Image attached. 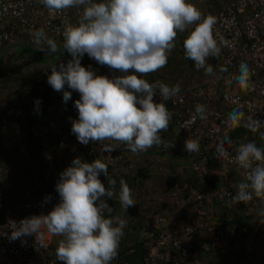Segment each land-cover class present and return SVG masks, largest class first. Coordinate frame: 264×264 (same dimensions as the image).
I'll list each match as a JSON object with an SVG mask.
<instances>
[{
	"label": "clouds",
	"instance_id": "clouds-1",
	"mask_svg": "<svg viewBox=\"0 0 264 264\" xmlns=\"http://www.w3.org/2000/svg\"><path fill=\"white\" fill-rule=\"evenodd\" d=\"M39 2L45 8L57 12L68 8H82L78 24H70L63 31V48L71 58L62 56L66 59L60 61V57L59 65L57 63L49 66L51 74L47 76V83L55 91L63 93V97L58 99L57 103L62 99L65 103L72 98L78 99L74 103L78 110V119L72 120L71 128L78 142L84 145L90 141L101 142L102 151L105 152L114 151L117 147L103 144L104 141L123 143V148L131 152L143 177L146 173L154 175L159 173L160 168H157L153 163L145 165L146 172H144L137 160L138 158L142 159L151 147L161 145L160 133L168 130L171 119V113L164 101L176 96L181 88L178 84H173L174 86L170 87L160 81L149 83L147 80L162 77L174 82L179 77L185 78L182 75L172 76L173 79H169L159 72L150 78V73L167 65L168 57L175 48L174 41L178 32H184L193 25V30L190 33L186 32L187 37L180 35L184 39L183 47L180 46V48L184 49L185 58L195 62L196 69H203L201 78L204 74L212 75L213 68L208 65V62L206 63L207 58L219 56L221 51L213 37L216 18L211 15L203 16L195 5L188 3L187 0H39ZM33 42L40 51L46 50L53 53L58 51L57 43L46 35L43 28L33 33ZM85 54L106 67L99 66L95 72L90 66L88 68L82 66L81 59ZM107 67L119 70L124 75L112 79L98 75L101 69ZM129 70L132 74H129ZM137 74L140 76L138 77ZM144 75L147 80L141 78ZM251 75L249 66L241 63L239 75L235 77L241 89L251 90ZM43 78L46 76L44 75L38 80L41 81ZM65 85H67L66 90ZM157 90L162 98L159 103L154 102ZM73 91L76 93L73 94ZM39 102V100L36 101V103ZM206 111L204 105L195 106V112L200 119L207 118ZM28 114L32 116L33 112L29 111ZM192 119L194 121L196 116H193ZM243 119L244 113L239 109H233L228 114L227 126L238 127ZM23 120L31 121L28 118H22L20 121ZM38 120H45L50 124L45 118L40 117ZM243 126L255 133L264 126V122L248 117ZM177 132L178 135L184 134ZM11 136V146L6 148L0 146V153H5L6 149L15 148L18 144L15 130L11 131ZM261 137L264 138V133H261ZM225 143H230V140L226 138L217 145V159L228 157L229 153L225 148ZM210 148H212L210 155L213 156L214 147ZM83 149L81 147L78 150L72 165L60 174L55 185L60 198L59 202L46 215H34L19 223L10 222L11 235L9 239L17 240L34 235L36 243L42 242L43 233L47 231L63 237L56 248V258L64 264H114L115 261L122 260L114 259L118 255L126 220L120 216H111L113 209L102 198H111L115 195L116 181H108L113 190L106 188L99 176L101 173L108 176V165L99 158L92 163L82 161ZM166 150L167 147H160L161 152ZM185 150L188 153L198 152V141L187 139ZM235 162L241 169L248 170L246 172L247 182L238 183L235 195L226 202L227 206L231 207L241 202L247 203L253 200V197L264 198V148L258 147L255 141L242 143L236 149ZM189 163L186 170H183V164L178 172L196 173L201 177L200 180L203 183V176L194 171ZM20 164L23 165L18 163L14 167L16 168ZM217 172L218 164L214 161L206 175L205 183L211 181L210 184H214ZM210 176L211 180H209ZM119 183L120 192L117 202L120 203L123 211L127 212L129 208L140 212L141 220L144 222V218L151 215L148 209H152L153 204L154 210H159V212L164 210L165 215L173 217L167 208H157L160 196L159 198L153 196L154 191H151L148 183L141 188L137 185V191H131L124 179H121ZM185 186L188 187V193L185 191L183 199H189L191 204L195 194L199 191L192 184L184 185L182 183V188ZM177 187L172 192V194L175 192L176 201L178 199ZM149 192L151 196L148 194ZM139 193L142 194L143 201L146 203L145 208L138 206L136 198ZM162 197H166V195ZM45 199L49 200L50 197ZM258 201L255 204L251 201L243 206L264 209L263 201ZM173 207L178 209L175 214L178 215L181 209L178 208L177 202ZM212 208L220 213L219 208ZM105 211L109 213L107 218L104 215ZM258 215L262 219L257 218V222L260 220L261 223H264V210H261ZM178 217L175 216L177 219ZM254 220H256L255 215L252 220L253 224H255ZM243 227L242 230L246 232L247 240L252 233L251 226ZM142 233L143 231L139 234V240H142ZM142 241L148 242L147 239ZM212 241L199 254L207 264H211L208 260L212 259V254L217 253L209 252L213 249L211 248ZM226 244V242L219 243L220 250ZM226 249L224 248V250ZM246 250L247 242L245 243V252ZM217 264L231 263L223 260Z\"/></svg>",
	"mask_w": 264,
	"mask_h": 264
},
{
	"label": "built area",
	"instance_id": "built-area-1",
	"mask_svg": "<svg viewBox=\"0 0 264 264\" xmlns=\"http://www.w3.org/2000/svg\"><path fill=\"white\" fill-rule=\"evenodd\" d=\"M220 1L223 2L222 8L212 16L216 18L213 37L221 51L219 56L209 57L206 61L213 68L212 75L204 74L190 82L182 77L174 82L162 77L151 80H147L146 75L141 77L149 83L160 81L170 87L180 86L181 91L164 103L171 113L169 123L176 131L183 132L186 139L199 143V151L189 153V165L203 176V183L213 162L218 164L217 177L209 196L199 192L193 196L191 204L189 199H177L178 208L185 212V219L169 217L164 210L144 218L141 238L148 240L149 252L143 264H207L199 254L213 239L220 237L223 221L220 213L210 205L232 198L238 183L247 182L248 170L241 169L235 162L236 149L250 141H255L261 148L260 136L264 133V126L254 133L243 125L248 117L264 122V0ZM72 12V8L59 12L49 10L39 0H0V50L24 40H28L33 49H39L33 42V33L41 28L49 38L60 42L65 28L74 25ZM65 59L61 57L60 61ZM241 63L247 64L251 70V90L241 89L235 79ZM129 74H132L131 70ZM98 75L112 79L124 73L107 67ZM6 76L9 80L16 77L11 70ZM76 100L67 101L68 107L60 124H48L45 120L17 123L14 130L18 144L0 153V181L15 164L22 163L24 167L22 173H15L12 179L5 180L16 199L12 200L11 206L0 209V264H64L56 258V248L63 237L44 231L42 242L36 243L34 235L10 240L9 224L34 215H46L52 210L60 199L55 188L60 174L72 165L81 147L84 148L82 161L92 163L99 158L108 165V176L103 173L99 176L106 188L113 190L108 181H116L115 195L102 198L107 203L119 201L121 179L127 182L131 191L138 190L143 173L131 152L123 148V143L104 141L103 144L117 147L114 151L105 152L101 142L90 141L87 145L78 142L71 131L72 120L78 119V110L74 106ZM161 100L157 90L154 102ZM198 104L206 107V119H200L196 114L195 106ZM233 109L242 111L244 119L240 126L230 128L227 117ZM193 116H196L194 121ZM226 138L230 140V143H225L229 155L217 159V145ZM212 146L213 156L210 155ZM5 157L11 159L7 162ZM182 190L188 193L187 186L177 188V192ZM46 197L50 199L46 200ZM258 200L264 203V198L253 197L251 201L255 204ZM251 201L241 202L239 206ZM243 229L246 230L245 227ZM261 244L251 233L245 255L238 264H264V246ZM114 264L130 263L122 259Z\"/></svg>",
	"mask_w": 264,
	"mask_h": 264
},
{
	"label": "trees",
	"instance_id": "trees-1",
	"mask_svg": "<svg viewBox=\"0 0 264 264\" xmlns=\"http://www.w3.org/2000/svg\"><path fill=\"white\" fill-rule=\"evenodd\" d=\"M222 5H223L222 1L215 0V7H214V9H216L215 11L222 8ZM214 9L207 11V13H205L204 16H208V15L212 16L215 13V11H213ZM178 33L181 35V37L186 36V32H178ZM63 43H64V39L62 38V40H60L59 42V46H58L59 49L55 53L46 51V53L49 55L46 57V59L48 60L54 59L52 61L54 64H56L60 57L70 56V54H68L67 51L64 50ZM37 55L41 59L42 57L41 53L38 52ZM4 57H5V54L0 55V82L3 81L4 83H7L5 80L6 72L4 73L3 68L1 67L2 62L4 61L3 60ZM87 57H88L87 54L83 56V58H87ZM189 60L191 64L192 63L194 64L193 60L191 59ZM81 63H82V66L86 68H88L89 66L93 68V65H92L93 62L92 64H89V61L87 59H85L84 62H81ZM192 70L195 71L194 69ZM157 73L158 71L150 73V78L153 77ZM171 74H172L171 71L170 72L166 71L165 73H163L165 78L173 79ZM179 76H182V75H179ZM193 79L198 80L200 78H195L194 76L192 77L185 76V80L188 82L193 81ZM66 88H67V85H65V90ZM20 90L22 93V96L20 99V104H21L20 108L18 109L13 108L11 111H7L6 114L3 113V116L4 117L6 116L5 121H6V124L8 125L10 123L11 124L17 123L22 118H24V116H27L28 119L31 120L30 122L32 123L37 121V119H39L40 117L46 114L50 105L54 104L58 99L63 97L62 92L55 91L47 83V77L43 78L41 81L36 80L31 85L25 84ZM37 100H39L40 102L36 103ZM29 111L33 112L32 116H29L28 114ZM38 121H41V120H38ZM165 134L167 137L164 136ZM160 136L162 139V143L160 147L167 146V150L165 152H161L159 151V148H160L159 146H153L146 152V154H144L142 159L138 158L137 163L140 165L141 169L144 172H146L145 165L151 164V163L155 164L154 161H157L159 163V167L162 168L163 170H164V165L167 167L168 165H170L171 173L167 181L168 187H166V189L162 191L163 193L172 194V192L175 190V187L179 185V184H176V185L174 184L173 173L178 172V169L183 164L188 165L189 153L185 150L186 140L181 141L179 145L176 144L177 142L174 143L175 141L174 137L178 136V132L176 131L174 126L171 125V123H169L168 130L162 131V133H160ZM175 157H180V159H178V161L176 162H173V159ZM10 159L11 157H5V160L7 162ZM164 162L168 163V165H166ZM157 177L158 175L156 174L154 175V174L146 173V175H144L141 183L138 184V186L141 188L142 186H145L146 183L148 184L155 183V179ZM181 181L183 183L182 179ZM182 183H180L181 187H182ZM154 188L158 189L157 187H155V184H154ZM136 200L138 201V206L145 208L146 203L143 201V197L141 193L137 195ZM229 200H231V198L218 202L219 204L217 205V207L220 209V213L223 217V221H222L221 228L219 230V233H221L220 237L215 238V240L212 241L211 248L218 246L219 243L226 242L227 244L225 245V247L223 246L221 250L224 248H228L229 250L226 249V252L222 254V257L226 259L228 263L236 264L242 260L244 253H245V244L244 242H242L243 240L240 239L241 242L238 243L236 237H239V235H241L242 238L244 239L247 237L246 232H243L242 227L245 225L250 226V224H253L252 220H253L254 215L252 214L251 211H240L239 204L232 205L231 207L227 206L226 202ZM108 205L113 209L112 213L110 214L111 216H120L121 218L125 219L127 222L126 227L123 229L124 236L121 238V241H122V242L120 241L121 244H119L118 255L116 259L114 260L126 259L129 261L130 264H142L144 262L145 256L149 252V244L146 241L139 240V234L141 231H143L142 230L143 222L141 220L142 218L141 213L135 210H130L128 208L127 211H129L131 214L130 219H128L126 217H123V213L120 214L121 211H119V207H121V205L119 202L110 200L108 201ZM151 210H152L151 208L148 209V211H151ZM0 215H1V212H0ZM104 215L107 218L109 216V213L105 211ZM212 250L213 249H211L209 252L212 253L213 252ZM208 261L211 263V260H208Z\"/></svg>",
	"mask_w": 264,
	"mask_h": 264
},
{
	"label": "crops",
	"instance_id": "crops-1",
	"mask_svg": "<svg viewBox=\"0 0 264 264\" xmlns=\"http://www.w3.org/2000/svg\"><path fill=\"white\" fill-rule=\"evenodd\" d=\"M72 10H73V21H74L75 25H77L80 19H78V20H77V18L75 19V16L77 15V17L81 18L82 8H80V9L72 8ZM55 42L57 43V46H59V42L58 41H55ZM38 52H40L42 55L41 59L37 55ZM3 54H5V57L3 59L4 61L2 62L1 67L3 68L4 64L7 65L6 69H5L6 73H7V71L11 70V71L15 72V75H16L14 80H9L7 78V76L5 78V80L10 85V87L7 89L8 92L12 91L11 93L9 92V94L11 96L15 97L14 99L9 100L8 104L11 105L10 110H12L13 108L18 109V108H20V105H21L20 99L22 96L20 89L23 87V85L27 84V82L30 80L32 75H34L35 73H37L40 70V66L47 67V68H42V70H44V69L45 70L47 69V70L41 71V72L50 75L51 69L48 66H50L51 64H54L52 61L54 59H52V60L46 59V57L49 56L46 53V50L40 51L39 49H36V50L33 49L30 46L28 40H24V41H21L19 43L11 44L9 46L4 47L3 49L0 50V55H3ZM88 57L82 58L81 62H84L85 59H87L89 61V64H92V62H93V64H92L93 68H91V69H93L94 71H96L99 66L106 67V65L104 66V65L98 64L94 59H91V58L88 59ZM70 58H71V56H70ZM59 64L60 63H58L57 65H59ZM40 77H43V76L40 75ZM17 81L20 83L18 86L21 85L22 87L21 86L20 87L15 86L18 84ZM14 87H15L16 91L13 90ZM67 91H70V90H67ZM74 93H76V91H73V94ZM14 94H16V96ZM11 101H13V104H11L12 103ZM67 105H68V103L67 102L65 103L63 101V99L60 100L58 103H54V104L50 105L48 111L46 112L45 115L42 116V118H45L50 124H56V123L60 124L62 122L61 121L62 118L64 117L65 110L68 107ZM24 118H28V117L24 116ZM260 138H261L260 143H262L261 148H264V138H262L261 136H260ZM11 144H12L11 140H8L6 138L3 140H0V146H2V147H5V148L10 147ZM23 170H24V167L21 164L17 165L16 168H14V166H13V168L9 169L7 171V173L4 175V178L2 179V181H0V209H3L4 207H7V206H11L12 200L16 199L15 194L9 190V186H8V184H6L5 180H7L9 178L12 179L14 177L15 173H22ZM200 179H201V177L198 174L191 172L187 176L184 177L183 183H184V185L185 184H187V185L192 184L193 186L196 187V189H198L199 192H203L206 194V196H209L210 195V189H212L213 184H210L211 181L208 183H201ZM211 179H212V177L210 176L209 180H211ZM178 187H180V186H178ZM183 192H185V190H182V192H177V197L179 199H183V197H184ZM218 204L219 203L214 202L210 206L214 207V208H218L217 207ZM167 209L169 210V213L173 215V217L179 216L178 219H181V220L185 219V212L183 210L179 211L178 215H175L177 209H175L174 207L167 208ZM239 209H240V211L249 210L252 212V210H254V207L242 206V207H239ZM256 221H257V218H256ZM239 237H236L238 243L241 242ZM227 250H229V249L227 248ZM214 252L215 253L217 252V253L214 255L212 254L211 264H217L223 260L227 261L226 259H224L222 257V254L224 252H226V250H224V249L220 250V246H217V247L213 248V253Z\"/></svg>",
	"mask_w": 264,
	"mask_h": 264
},
{
	"label": "rangeland",
	"instance_id": "rangeland-1",
	"mask_svg": "<svg viewBox=\"0 0 264 264\" xmlns=\"http://www.w3.org/2000/svg\"><path fill=\"white\" fill-rule=\"evenodd\" d=\"M187 2L195 5V7L202 13L203 16H204L205 13H207V11L214 9V7H215V0H187ZM215 10L216 9H214L213 11H215ZM76 18H77V20L80 19L79 17H77V15L75 16V19ZM193 28H194V25L191 26L188 30H186L184 32L188 31L190 33V31L193 30ZM183 41H184V39L181 38L180 34L178 33L177 37L175 38V41H174L175 48L171 51V54L168 57L167 65L165 67L159 69L158 72L163 74L166 71H168V72L171 71V73H172L171 75L173 77H176V76H179V75H184V76H191V77L194 76L195 78H201V76L203 74V69H200V70L196 69L195 62H194V64L193 63L191 64L190 60L185 58L184 49L180 48V46H183ZM169 62H170V64H169ZM6 66L7 65H5V64L3 66V72L4 73L6 72L5 71ZM42 68H47V67L40 66V70L37 73H35L34 75L31 76L30 80L27 82L26 85H31L34 81L38 80V78H40V75L41 76L45 75L47 77L48 74H45V73L41 72V71H46L47 69L46 70L45 69L42 70ZM192 69H194L195 71H193ZM177 74H179V75H177ZM19 84L20 83L18 82L16 87ZM9 87H10V85L8 84V82L7 83H4L3 81L0 82V129H1L0 130V140H3L5 138L10 140L11 137H12L10 131H14V127H15V124H16V123L15 124H11L10 123L9 125L6 124V121H5L6 116L5 117L3 116V113L6 114L7 111H11L10 110V108H11L10 106L11 105L8 104V101L15 98L14 96H11L9 94L10 91L8 92V90H7ZM13 90L16 91L15 87L13 88ZM14 95L16 96V94H14ZM11 102H12L11 104H13V101H11ZM55 103H57V101ZM3 121H5V122H3ZM164 136L167 137L166 134ZM184 139L187 140L186 139V135L185 134H180L177 137H175L174 143L177 142L176 144L179 145L181 143V141H183ZM159 147H160V145H159ZM159 151H160V148H159ZM178 159H180V157H175L173 159V162L178 161ZM155 164H156L157 168H160L159 167V163L157 161H155ZM165 164L168 165V163H165ZM184 169H187V165L183 166V170ZM158 171H159V173L156 174V175H158V177L155 179V183H154L155 187H157L158 189L154 188V184L153 185L149 184V188H151L152 192L154 191L153 192V196H156L157 198H159V196H160V198H159L160 202H159L158 207H157L158 209L172 208L174 203H176V200L174 198L175 197L174 193L173 194H167V193H163V191H162V190L166 189V187H168L167 186V181H168V177H169V175L171 173L170 172V165H168V167L164 165V170L162 168H160ZM184 173H186V172H184ZM184 173L183 172L182 173L181 172L173 173V175H174L173 182H174L175 185L179 184L178 186H180V183H182L181 179L183 180L184 177L188 175V174H184ZM148 194L151 196L150 192ZM165 195H166V197H162V196H165ZM261 210H264V209L260 208V207H258V208L254 207V210H252V214H255V217L260 219V220L262 218L259 215H256V214H258ZM119 211H121L120 214L123 213V217H126V218L130 219L131 214H130L129 211L125 212V211L122 210L121 207H119ZM158 212H159V210H154L153 204H152V210L150 211V214L151 215H155ZM260 220L258 222L256 220H254L255 224H250V226H251L252 233L255 234L256 236H258L256 238V240L260 244L262 243L261 245L264 246V223H261ZM140 234H141V232H140ZM130 238H132V237H130ZM239 238L243 240L242 242H244V244L247 242V240H246L247 237L244 239L240 235ZM54 240H55V238H54ZM130 242H131V240H130ZM125 243H126V241H125Z\"/></svg>",
	"mask_w": 264,
	"mask_h": 264
}]
</instances>
